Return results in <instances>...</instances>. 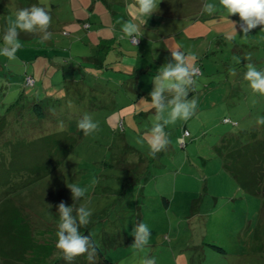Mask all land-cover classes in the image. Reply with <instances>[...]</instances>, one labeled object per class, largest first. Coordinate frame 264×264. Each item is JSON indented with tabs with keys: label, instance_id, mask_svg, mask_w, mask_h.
Listing matches in <instances>:
<instances>
[{
	"label": "rangeland",
	"instance_id": "1",
	"mask_svg": "<svg viewBox=\"0 0 264 264\" xmlns=\"http://www.w3.org/2000/svg\"><path fill=\"white\" fill-rule=\"evenodd\" d=\"M207 2L213 4V0ZM107 4L110 9L103 8L99 17L85 13L91 17L82 32L75 34L70 26L83 13L77 11V0H0V45L9 17L14 19L19 9L36 5L52 17L48 41L21 33L17 61L0 56V121L9 123L6 138L15 143L59 134L55 139L63 140L64 132L78 141L50 176L13 196L14 203L30 216L35 242L51 248L46 264H68L56 248V205L64 201L73 206L68 188L72 184L88 187L86 197L76 204L92 213L90 224L80 232L90 230L111 264L132 257V232L140 222L151 231L149 245L140 256L154 257L156 264H264V239L258 241L255 232L263 224V202L240 188L218 153L224 141L241 131L254 128L264 135V125L257 124V118L264 117V96L253 93L244 80L249 62L264 71L262 26L244 37L239 15H232L229 20L237 35L231 40L223 38V28L233 29L216 0L218 9L211 15L190 9L183 15L174 9L163 27L146 30L154 35L150 48H143L145 43L134 46L127 38L120 39L117 21H125L120 18L124 7L113 0ZM204 28L208 35L203 44L210 49L213 45L215 63L204 60L202 51L195 54L201 72L196 77L199 87L189 99L195 96L198 100V118L168 126L170 144L154 159L146 134L155 110L140 101L150 102L153 78L166 58L170 59V50L197 52L203 41L188 37L201 34ZM101 38L116 42L101 45ZM118 46L127 51V58L117 55ZM249 55L250 61L246 59ZM97 59L106 67H97L93 61ZM228 65H233L236 75L226 71ZM27 75L34 80L33 86L26 85ZM84 114L99 125L88 136L77 127ZM225 118L237 126L224 123ZM60 121L65 124L63 130L58 127ZM185 130L190 136L182 148ZM2 153L9 157L10 150L0 149ZM212 245L228 253H219ZM81 259L85 258L78 257L72 264ZM0 264H5L1 250Z\"/></svg>",
	"mask_w": 264,
	"mask_h": 264
},
{
	"label": "clouds",
	"instance_id": "2",
	"mask_svg": "<svg viewBox=\"0 0 264 264\" xmlns=\"http://www.w3.org/2000/svg\"><path fill=\"white\" fill-rule=\"evenodd\" d=\"M161 0H134L126 5L132 10V19L127 21L118 20L122 33L120 39L127 38L130 43L136 46L140 38L145 34L144 28L148 19L158 13ZM219 8L227 13V19L232 25L233 31L228 33L226 38L231 40L237 35L235 24L229 20L232 15H239L240 31L244 37H248L251 30L261 27L264 32V0H219ZM218 6L212 3H205L203 11L211 15L216 12ZM51 15L44 7L33 5L30 8L19 9L15 18L9 17L0 45V56L6 57L8 61H17L16 53L22 47L20 34L28 33L39 35L41 42L48 41L52 33L49 31ZM170 59L159 69L158 74L153 78V90L150 93V102L142 99L140 104H148L154 109V119L150 131L146 134L149 146V155L154 159L157 154L166 151L169 144V134L166 132L168 126H174L178 121L187 122L197 117L198 100L195 96L189 99L190 93H195L199 87L196 77L200 74L196 67L197 56L186 54L179 48L170 50ZM251 60V56L246 57ZM240 63V61H237ZM246 72L244 80L248 82L253 93L264 96V71L258 70L254 63L245 65ZM230 75H236L234 68L229 70ZM63 94V93H62ZM69 108L73 107L69 101ZM258 125H264V117L257 118ZM58 127L63 130L65 124L59 122ZM77 127L88 136L98 130V122L92 117L84 114L78 121ZM187 135V133H186ZM143 139V137H142ZM93 179V184L95 183ZM72 194L73 206H67L64 201L56 205L59 215L57 230L56 248L62 254V258L72 264L78 257H85L88 264H97L98 254L96 242L90 235L85 236L80 232L81 228L90 224L91 211L85 207H76V204L86 197L87 186L72 184L68 187ZM132 235L134 249L132 257L121 261V264H156L154 257L140 256L149 245L151 231L149 227L140 222L133 228Z\"/></svg>",
	"mask_w": 264,
	"mask_h": 264
},
{
	"label": "trees",
	"instance_id": "3",
	"mask_svg": "<svg viewBox=\"0 0 264 264\" xmlns=\"http://www.w3.org/2000/svg\"><path fill=\"white\" fill-rule=\"evenodd\" d=\"M211 53L205 51L204 60L207 58L208 61L215 63ZM232 68L233 65H228L226 71ZM34 84L32 77L27 75L26 85ZM223 122L237 126V123L229 118H225ZM8 125V122L0 121V149L10 150L9 157L3 153L0 155V250L5 258V264H46V254L50 256L51 248L35 242L36 237L28 223L30 216L14 203L13 196L50 176L69 157L78 141L74 136L62 132L66 135L63 140H56L55 136L59 134H54L33 141L19 140L14 143L6 138ZM189 136L190 132L185 130L182 148L186 147L185 139ZM230 137L218 148V153L224 160L225 169L240 188L253 197L261 198L263 202L260 215L263 224L255 231L256 239L261 242L264 239V135L253 128ZM82 234L90 235L94 240L90 230L86 229ZM211 247L219 253H228L222 247L214 245ZM97 248V263L111 264L98 245ZM83 260L87 262L86 258ZM83 260L78 263L82 264Z\"/></svg>",
	"mask_w": 264,
	"mask_h": 264
},
{
	"label": "crops",
	"instance_id": "4",
	"mask_svg": "<svg viewBox=\"0 0 264 264\" xmlns=\"http://www.w3.org/2000/svg\"><path fill=\"white\" fill-rule=\"evenodd\" d=\"M107 1L108 0H77V2H78L77 11L83 12V13H82V16L81 15L76 16L77 17L75 19L76 20V24L74 23L73 25L70 26L73 29L72 33L77 34V33L82 32V27L87 24L86 22L89 21L88 19L91 17L90 15L89 16H87V15L85 16V13H87L88 11H89V14H90V12L92 14L95 13V15L97 17L100 16V13L102 15L103 8H107V7L109 8V5L107 4ZM113 1H115V3H119V5L121 6L122 9L124 7V9H123L124 15L120 16V18H122L125 21L131 20L133 18L132 17V10L128 9L126 7V5L133 3L134 0H126L127 1L126 4H124L123 0H113ZM214 3L216 4V0H213V4ZM204 4H205V0H161V3L158 6L159 7L158 13L153 14L148 19L147 25L144 28V33L145 34L139 40L140 45L145 43V45L143 44V48L144 47L145 48H150V44L152 43V41H150V40H151V38H152V36L154 34L151 33V32H148L146 30L151 28V27L154 28V27H156L158 25L163 27L162 24L165 22L166 19H168L171 16V14H168V13H173L174 9H180L183 12V15H185L184 14V10L189 12V9L193 13H200L201 14L202 12H204L203 11V5ZM114 17L116 18L117 16L114 15ZM222 17L225 18V15L222 16ZM219 20H221V18H219ZM77 23L81 26V30H79V27H78ZM188 28L191 29L192 26H190ZM201 32H202L201 34L194 35L193 37H188V39L195 40V41H197V43H199V39H201V41L206 40L205 37H207V35H208L207 34V29L204 28V30H201ZM230 32H232V31H229L228 27L223 28L221 30V33H222L221 36H223V38H226L227 34L230 33ZM167 39H168V37H166V38H164V40H162L163 44H165V40H167ZM99 41H100L99 44H101V45L103 44L104 41L106 43H109V42L113 41V44H114V42H116L115 39L112 40L111 38L110 39L101 38ZM178 42L179 43H183L184 41H177L176 43H178ZM203 43H204V41L202 42L200 47L199 46L196 47V49H198V51L195 52V53L188 52V50L185 51L184 49H180V48L179 49L181 51H184L186 54H194V55L200 53V51H202L203 54L205 53V51H209V52L212 51L213 45L211 46L212 49H210V46L206 47L205 44H203ZM140 45H138V46H140ZM118 49H119V46H118ZM126 52L127 51H125L124 49L123 50L119 49L117 55H120L121 57H126L127 58ZM168 54H171V53H168ZM85 59L89 60V59H91V57H86ZM93 61L97 62V65L99 67H104V66L106 67V64L101 63V61L98 60V59L97 60H93ZM134 66H135V63L133 64V67ZM89 72H87V73H89ZM95 72H96V70H95Z\"/></svg>",
	"mask_w": 264,
	"mask_h": 264
}]
</instances>
